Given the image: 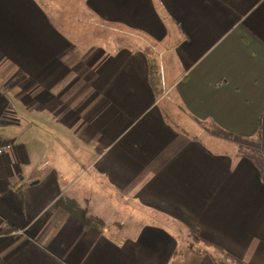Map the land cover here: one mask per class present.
I'll use <instances>...</instances> for the list:
<instances>
[{
    "label": "crops",
    "instance_id": "obj_1",
    "mask_svg": "<svg viewBox=\"0 0 264 264\" xmlns=\"http://www.w3.org/2000/svg\"><path fill=\"white\" fill-rule=\"evenodd\" d=\"M80 1L0 0V264H264V0Z\"/></svg>",
    "mask_w": 264,
    "mask_h": 264
},
{
    "label": "rangeland",
    "instance_id": "obj_2",
    "mask_svg": "<svg viewBox=\"0 0 264 264\" xmlns=\"http://www.w3.org/2000/svg\"><path fill=\"white\" fill-rule=\"evenodd\" d=\"M42 5H44L49 11L51 16L56 20V22L62 26L66 31H75L78 30V34L81 33L84 35V39L87 36L90 39H93L94 45L97 44H106L109 36L115 35L116 37L122 38L123 33H110L113 29H110L109 26L102 24L98 22L94 17H92L83 7L82 2L80 0H38ZM117 31V30H116ZM118 32V31H117ZM110 33V34H108ZM126 39H134L139 44L140 43H146L148 42L141 38L139 35H136L135 33L125 30ZM130 37V38H129ZM79 38V37H78ZM83 39V40H84ZM102 41V42H100ZM87 44V43H86ZM162 53L166 46H160ZM161 58L163 57V54H159ZM9 100H12L11 97ZM259 134V135H257ZM256 135H253L252 137H249V139L254 138L255 141L245 142V141H238V140H224L219 139L218 144H220L223 148L226 149H232L236 150L237 152H243L247 153V151L251 154L255 151H260L261 156L256 153L257 156V162L260 167H262L263 161H264V136L262 133L258 132ZM247 150V151H246ZM254 150V151H253ZM236 171V166L233 168V173ZM234 183H244L249 181L248 171L246 168H240L238 174L233 178L232 180ZM132 204L129 202L126 206H122L121 208H124L128 213L133 214L136 216L135 218H141L138 217L136 209H139L137 205H134V207L131 206ZM134 209V210H132ZM152 218V217H151ZM126 227L129 221H125ZM146 225V224H145ZM143 225V226H145ZM118 234V233H117ZM120 235V234H118ZM196 236V235H194ZM197 237V236H196Z\"/></svg>",
    "mask_w": 264,
    "mask_h": 264
},
{
    "label": "built area",
    "instance_id": "obj_3",
    "mask_svg": "<svg viewBox=\"0 0 264 264\" xmlns=\"http://www.w3.org/2000/svg\"><path fill=\"white\" fill-rule=\"evenodd\" d=\"M11 147H12V143L8 141H4L0 138V155L11 149Z\"/></svg>",
    "mask_w": 264,
    "mask_h": 264
},
{
    "label": "trees",
    "instance_id": "obj_4",
    "mask_svg": "<svg viewBox=\"0 0 264 264\" xmlns=\"http://www.w3.org/2000/svg\"><path fill=\"white\" fill-rule=\"evenodd\" d=\"M152 86H153V82H152ZM263 116H264V114H263ZM262 129H263V128H259L258 132L262 133ZM257 135H259V134H257ZM254 140H255V139H254Z\"/></svg>",
    "mask_w": 264,
    "mask_h": 264
}]
</instances>
